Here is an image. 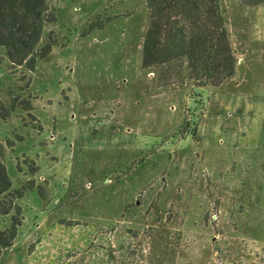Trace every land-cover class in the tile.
<instances>
[{
	"label": "rangeland",
	"instance_id": "obj_1",
	"mask_svg": "<svg viewBox=\"0 0 264 264\" xmlns=\"http://www.w3.org/2000/svg\"><path fill=\"white\" fill-rule=\"evenodd\" d=\"M46 4L36 70L0 51L2 162L29 188L0 264H67L86 233L128 230L148 264H264V6L220 1L238 61L214 87L143 71L146 0Z\"/></svg>",
	"mask_w": 264,
	"mask_h": 264
},
{
	"label": "trees",
	"instance_id": "obj_2",
	"mask_svg": "<svg viewBox=\"0 0 264 264\" xmlns=\"http://www.w3.org/2000/svg\"><path fill=\"white\" fill-rule=\"evenodd\" d=\"M146 1L149 25L142 43L144 72L176 80L185 67L196 83L214 87L234 76L238 58L230 32L222 22L221 0ZM240 4L264 6V0H240ZM46 12V0H0V51L10 66L34 72L38 61L47 54V48L41 45L42 34L53 20ZM173 45L178 50L174 51ZM2 157L0 147V255L13 246L22 224L13 215L10 226L1 229V220L29 189L13 188ZM101 233L96 238L86 233L83 245L78 247L79 256L67 264H148L142 233L128 230L126 240L117 247L107 233ZM166 252L169 257L160 264H174L168 248Z\"/></svg>",
	"mask_w": 264,
	"mask_h": 264
}]
</instances>
